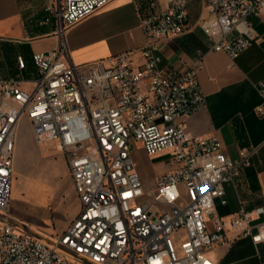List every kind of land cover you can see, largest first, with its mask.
Returning a JSON list of instances; mask_svg holds the SVG:
<instances>
[{"label": "built area", "instance_id": "2783aa9c", "mask_svg": "<svg viewBox=\"0 0 264 264\" xmlns=\"http://www.w3.org/2000/svg\"><path fill=\"white\" fill-rule=\"evenodd\" d=\"M113 0H62L56 48L32 54L36 68L24 89L18 78L0 81V264H214L209 249L236 237L264 244V205L229 216L225 184L251 166L257 148L228 157L217 136H191L185 121L204 106L198 72L202 54L175 74L159 67L161 41L187 28L188 0L157 11L148 0L138 14L143 44L104 61L73 65L66 30ZM199 25L209 51L231 60L260 38L250 18L264 0H201ZM18 67L24 61L18 59ZM264 115V83L257 85ZM36 144L54 143L71 177L79 210L60 233L35 230L10 215L14 152L22 118ZM138 145V146H137ZM167 157L169 171L141 180L133 151ZM165 154V155H164ZM264 198V191H263ZM264 264V262L262 263Z\"/></svg>", "mask_w": 264, "mask_h": 264}, {"label": "crops", "instance_id": "0c3cea01", "mask_svg": "<svg viewBox=\"0 0 264 264\" xmlns=\"http://www.w3.org/2000/svg\"><path fill=\"white\" fill-rule=\"evenodd\" d=\"M61 1L0 0V81L18 78L24 89L31 87L30 80L36 70L32 54L48 52L58 44L57 20L52 11L59 9ZM147 1L113 0L70 26L65 32L70 62L82 65L104 61L106 65L110 57L130 51L133 52L134 64L139 63L137 51L143 44V33L138 14L145 11ZM153 1L157 11L166 9L169 2ZM186 15V31L159 44V67L168 75L183 70L198 53L202 54L198 82L205 103L186 119V131L196 137L217 136L224 153L234 160L238 159L240 149L257 148L251 166L241 169L233 183L225 184L226 205H217L216 212L226 217L240 207L253 209L263 206L264 115L258 116L254 108L261 102L257 85L264 83V13L250 18L260 39L234 60L223 52L209 51L211 41L199 25L206 16L201 0H188ZM18 59L24 61L23 69L18 67ZM18 139L19 136L16 138L14 165L22 159L26 162L35 160L34 165L45 164V175L37 174L34 178H44L50 184L54 183L53 186L61 181L68 182L69 199L74 190L71 177L55 144H36L32 132L28 130L23 143H19ZM138 152L151 165L152 161L160 159H148L143 151ZM171 169L168 164L159 166L152 176ZM138 170L141 171L139 164ZM143 176L149 185V178L145 173ZM30 182L26 177L27 186ZM75 207L74 215L70 216L71 222L79 210L77 205ZM261 220H264V215ZM61 231H53V234ZM226 238L224 243L209 249L208 255L214 264L264 262V244L254 245L250 238L236 237L233 231H228Z\"/></svg>", "mask_w": 264, "mask_h": 264}, {"label": "rangeland", "instance_id": "374dc122", "mask_svg": "<svg viewBox=\"0 0 264 264\" xmlns=\"http://www.w3.org/2000/svg\"><path fill=\"white\" fill-rule=\"evenodd\" d=\"M27 130L31 131V127L29 121L24 117L20 122L17 135L19 143L24 142ZM137 146L132 157L140 165L141 171H138L141 180L145 177L144 173L146 177L150 178L157 167L167 164V157L164 156L152 161L151 165L141 152L137 151ZM34 163H36L35 160L26 162L22 159L14 165L10 213L35 230L53 234V231H61L68 226L71 222L70 216L74 215L75 206L77 205L79 209V205L74 190L68 199V182L61 181L53 186L54 183L50 184L44 178H34L37 174L45 175L46 172L45 164L34 165ZM26 177L31 180L28 186L25 183ZM230 193L232 194L231 191ZM226 197L228 198V195Z\"/></svg>", "mask_w": 264, "mask_h": 264}, {"label": "trees", "instance_id": "16d2710c", "mask_svg": "<svg viewBox=\"0 0 264 264\" xmlns=\"http://www.w3.org/2000/svg\"><path fill=\"white\" fill-rule=\"evenodd\" d=\"M255 207H256V206H255ZM246 210H251V209L246 208ZM220 214H222V213L220 212Z\"/></svg>", "mask_w": 264, "mask_h": 264}]
</instances>
